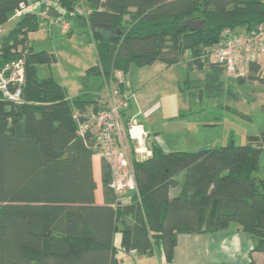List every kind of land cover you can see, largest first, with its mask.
Segmentation results:
<instances>
[{
  "label": "trees",
  "instance_id": "trees-1",
  "mask_svg": "<svg viewBox=\"0 0 264 264\" xmlns=\"http://www.w3.org/2000/svg\"><path fill=\"white\" fill-rule=\"evenodd\" d=\"M31 1L0 0V26L20 3ZM58 4L69 12L85 9V14L65 17L66 30L70 34L73 23L86 27L96 52V63L86 74L98 84L69 96L66 86L52 76L37 75L38 64H51L57 57L35 50L28 34L43 20L51 24L59 8L52 7L50 14L38 4L39 11H26L0 35V62L17 56L25 60L23 103L0 97V264H120L130 251L149 254L156 246L171 261L179 233H212L232 222L253 237L251 251L264 254V179L256 174L264 153V129L256 144H237L230 135L225 143L198 152L166 150L151 141L150 156H132L135 187L125 203L109 186L110 166L102 159L99 204L92 171L95 128L80 135L76 121V114L83 121L105 108L112 87L122 86L114 72L126 77L132 64L182 63L190 72L201 67L202 77L188 76L180 86L192 98H236L231 81L264 85V66L258 60L264 53L244 65V74L231 72L234 77L227 81L225 73L230 71L213 56L225 36L264 28V0ZM133 104L121 112L125 122ZM232 112L249 118L238 109Z\"/></svg>",
  "mask_w": 264,
  "mask_h": 264
},
{
  "label": "rangeland",
  "instance_id": "rangeland-1",
  "mask_svg": "<svg viewBox=\"0 0 264 264\" xmlns=\"http://www.w3.org/2000/svg\"><path fill=\"white\" fill-rule=\"evenodd\" d=\"M39 9L37 6L36 10ZM16 21V18L10 17L7 23L0 26V35L13 28ZM71 27L72 32L68 34L59 23L49 24L43 20L36 31L28 34V38L35 50L51 51L57 57L51 64H38L37 75L52 76L66 85L68 94L72 96L87 81L94 79L96 86L98 80L86 74V68L96 63V52L85 33L86 27L75 23ZM212 49H208L211 58ZM258 60L264 66V55H260ZM243 70L245 73V67ZM203 73L201 67L187 71L182 63L169 66L156 61L151 65H131L125 75L138 103L135 108L139 111V119L147 127L155 129L152 133L155 140L166 150L186 151H195L204 145L219 146L230 135L237 144L258 143L264 129V85L256 80L240 84L231 81L236 98L229 95L217 99L192 98L187 91L180 90L186 77L200 78ZM231 77L234 74L225 73L226 81ZM102 90L104 94L105 89ZM232 109L248 114L249 118L232 112ZM219 114L220 119L217 117ZM148 117L153 120L150 122ZM260 163L261 168L256 174L264 179V153ZM181 177L182 174L179 175ZM118 243L119 233L116 234Z\"/></svg>",
  "mask_w": 264,
  "mask_h": 264
},
{
  "label": "built area",
  "instance_id": "built-area-1",
  "mask_svg": "<svg viewBox=\"0 0 264 264\" xmlns=\"http://www.w3.org/2000/svg\"><path fill=\"white\" fill-rule=\"evenodd\" d=\"M59 0H33L20 3L15 9L13 18H20L26 11L34 10L38 4L52 10V7L59 8L55 12V19L50 22L61 20L62 28L68 27L65 17L75 14H85V9L75 7L68 11L60 7ZM50 11V14H53ZM264 53V28L259 25L255 31H248L244 36H225L220 40L214 50L213 56L216 61L226 65L228 71L244 74V65L257 56ZM114 77L121 83V87H112L105 99V108L97 113L90 114L81 121L80 114H76L78 121V133L84 135L86 130L95 128L94 134L98 145L95 154L106 160L110 166L112 179L109 186L114 190L122 202H128L129 192L134 187V176L131 166L132 156L144 159L151 155L150 142L144 126L136 120L135 114L126 122L121 116L130 102L135 104V94L130 83L124 74L116 70ZM25 82V60L22 56L0 62V97L13 104H21L23 98V85ZM88 119V120H87ZM124 121V125L123 122Z\"/></svg>",
  "mask_w": 264,
  "mask_h": 264
},
{
  "label": "crops",
  "instance_id": "crops-1",
  "mask_svg": "<svg viewBox=\"0 0 264 264\" xmlns=\"http://www.w3.org/2000/svg\"><path fill=\"white\" fill-rule=\"evenodd\" d=\"M95 84L94 79L87 81L78 93L86 89H96ZM78 93L76 92L75 95ZM136 105L138 106V103L135 101L127 120L135 114L136 120L147 131L148 141H155V137L152 136L155 129L147 127L139 119ZM149 120L151 122L153 119L149 118ZM101 162L100 156L97 154L92 156V171L96 181L95 201L99 204L103 203ZM253 244V237L241 230L237 223L232 222L226 229L212 233H179L171 261H167L161 247L156 246L155 250L149 254L142 255L130 251L122 258L120 264H252V261L254 264H264V254L260 251H251Z\"/></svg>",
  "mask_w": 264,
  "mask_h": 264
},
{
  "label": "water",
  "instance_id": "water-1",
  "mask_svg": "<svg viewBox=\"0 0 264 264\" xmlns=\"http://www.w3.org/2000/svg\"><path fill=\"white\" fill-rule=\"evenodd\" d=\"M54 15H55V13H54ZM208 148H209V146L204 145V146H201V147L197 148L195 151H196V152H198V151H203V150H207Z\"/></svg>",
  "mask_w": 264,
  "mask_h": 264
}]
</instances>
